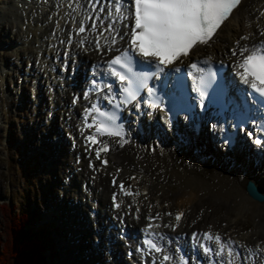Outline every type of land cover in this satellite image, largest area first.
<instances>
[{
	"label": "bare ground",
	"instance_id": "obj_1",
	"mask_svg": "<svg viewBox=\"0 0 264 264\" xmlns=\"http://www.w3.org/2000/svg\"><path fill=\"white\" fill-rule=\"evenodd\" d=\"M86 1L79 0L80 7L75 10L69 0H0V32L3 31V34H0V47L3 48L4 46V49H8L16 55L15 67L17 64H20L21 67L24 66L22 71H18V73L22 72V76L18 78V81L16 79L17 82L14 81V78H11L13 83L15 82V86L17 85L16 88L11 87V89H8L6 74L11 71V68L1 62V85L5 87L6 97L10 99L13 93L18 95L22 91L23 85L31 84L29 80L34 78L36 81L32 80L33 88L32 86L30 88L29 100L34 110L42 104L45 105L46 110H48L46 113L47 118L44 121L45 125L54 121L55 114L60 116L62 113L63 120H66L68 115L72 116L71 121L65 122V125L68 126L67 130L61 131L63 132L61 139H65V141L63 143L59 141L60 134L58 133V140L55 143L56 151L53 154L56 158L54 163L60 167L64 166L62 168L64 171H69V175H67L70 180L69 184L64 185L63 182L61 193L59 192V195H57L61 197L59 204L63 201V193L66 196L69 186L70 188L75 187V185L78 187L79 199L77 202L70 203L72 212H66L69 215L68 218L71 217L72 213H75V209L78 210V214L80 213L81 216L80 224L83 225L82 231L86 233V236H88L86 230L89 229L90 218H96L97 222H93L96 223V226L98 223L99 229L93 230L96 236L93 242L98 240L100 244L102 243V246L105 245L106 250L108 248V251L121 252V247L127 242L125 239L118 237L117 232H120L118 228L116 232L112 227L109 228L117 236V239H112L113 245L110 244V241L105 243L106 241L102 240V236H104L101 229V226H103L102 221L104 223V219H107L113 223L114 219L113 217L110 218V214L115 213L117 216L116 222L120 224L118 227L120 228L123 223L124 229L127 228L130 235L134 233V228L138 227L140 233L144 228L154 227L168 233L172 238V242L177 243L180 242V237L176 233L188 231L190 237L193 236V233L198 236L201 231L207 229L210 225L208 223L213 216L207 210L196 216L193 215L199 202L202 200H209L210 202L223 201L236 215L252 219L255 222L254 225L259 229L254 230L252 234L258 235L264 225V201L257 202L251 197L249 198L244 188L246 182L249 181L264 195V155L262 158L258 157L255 148L248 140H243L242 146L237 143L230 152L226 151L224 146L218 144L216 140L209 143L207 138H205L207 145L203 143V147L200 144L197 145V142H189L185 147L175 145L172 140L177 142V138L173 135V137H167L166 141L161 144L154 141V137H152V132L157 130L156 125L159 114L156 111L152 113L147 111L141 118L145 133L144 140L141 141L135 138L122 145L114 144L108 151V165L106 167L100 165L99 160L93 154V150L85 145L82 138L83 133L79 131L80 112L82 107L96 95L85 91L87 82L83 85H77L76 88L70 86V82L75 81L77 77L76 83L79 81L80 68L78 63H82L83 67L88 68L93 63L97 64L101 58L112 54L114 48L119 47V50L124 48L123 31L125 28L123 25L126 23H115L110 31L105 30L102 35L96 33L92 37H90L89 31L91 28H89L87 34L83 36L87 41L82 48L78 46L76 37L73 35L74 43L69 47L66 45L65 48L70 50L71 54L69 65L73 69L77 67L79 71L77 77L72 79L67 76L68 73H49L54 67L51 59L54 55L58 56L64 49L66 40L69 37L68 34L76 25L74 22L78 16L83 17L87 14L88 9L84 10ZM261 1L264 0H241V4L217 31L213 40L208 45L195 46L189 56L201 62L208 60L209 57L211 59L224 58L228 60L231 63V70L228 71V74H230L228 81L230 84H235L234 77L237 76V71H240L236 65L242 58L239 52L240 48L245 45L251 48L255 43L264 40V35H261L264 32V10L261 12L264 3L260 5ZM258 4L260 7H258ZM102 6L105 12L107 4L104 3ZM110 10L112 12L111 7ZM101 19L102 27L110 25L111 22L108 19L105 17H101ZM4 22L8 25V29L5 27ZM90 33H93V31H90ZM244 36H247L248 39H241ZM113 38L116 41L114 44L112 43ZM97 40L101 45L99 51L96 49L95 41ZM233 51L237 54L233 55ZM73 58L76 59L74 63H72ZM25 61L27 62L26 65H24ZM98 68L93 72H85V75L98 76L100 80L106 82L104 69ZM45 87L48 95L49 90L51 91V97L43 103ZM71 92H74L72 96ZM84 92L86 95L82 96ZM15 98L18 106L21 105V102H25L24 98L21 99L20 103L17 97ZM58 107L61 113H58ZM52 114L53 118L51 119ZM205 117H208V115H205ZM210 121L211 123L205 122L204 126L206 134L212 136L214 131H218V124L217 127L213 128L212 125H216V123L212 119ZM45 125L41 126L45 127ZM65 131L71 133L69 139L66 137L70 134L65 136ZM226 155L229 156L228 159L225 158ZM127 177L129 180L126 179ZM114 180L115 183H113ZM122 181L127 186L135 187L140 195L130 198L121 196L119 183ZM170 183L178 185V189L174 194L176 200H178L177 203H173L172 199L167 198L162 191V186ZM90 192L92 193L89 195ZM88 195L91 200L94 198L95 200L92 201L96 203V207L89 204L90 212L83 209V206L88 204ZM109 195L110 199L114 195L115 198H120L121 205L118 211L111 207L107 210L106 201ZM109 204L111 205L110 201ZM181 204H184L183 208L179 207ZM176 206L179 209L174 210ZM51 207L50 213L52 211L53 213L63 211L61 205L52 204ZM178 211H183L184 216L177 225V229L173 230L171 227L173 214ZM168 213H171V215H168ZM149 217L154 218L153 222L147 220ZM236 220L237 218L234 221L236 222ZM116 222L113 225L117 226ZM227 226L228 228L232 227ZM120 234L125 236V233L121 232ZM108 235L111 236L112 233L109 232ZM78 238L83 239L82 236H77L74 243L78 241ZM234 238L236 244L240 246V255L234 259L233 264H264V254L262 253L264 241L262 242L261 238V241L259 239L251 240L247 234L241 239ZM186 241L190 253H196L195 249L189 247L190 243L187 239ZM96 245L98 246L97 242ZM130 246H133L132 250L134 251L129 258L131 262L141 264V261H146L147 264H154V257L140 259L138 240L130 242ZM74 250L77 253V250L82 251L83 249L79 247ZM98 250H101L100 245L98 247L92 246L90 252L99 255L98 253H101V251L96 252ZM74 252L73 254H75ZM252 253L256 255L251 261L249 255H252ZM91 257L86 264H101L105 259L103 257L102 261L100 260L102 254L93 259ZM118 259V264H130L125 258L118 257ZM105 260H108V257ZM108 264H111L109 260ZM115 264L117 263L115 262Z\"/></svg>",
	"mask_w": 264,
	"mask_h": 264
},
{
	"label": "rangeland",
	"instance_id": "obj_2",
	"mask_svg": "<svg viewBox=\"0 0 264 264\" xmlns=\"http://www.w3.org/2000/svg\"><path fill=\"white\" fill-rule=\"evenodd\" d=\"M262 3H264V1H261L259 4L262 5ZM259 4L258 7H260ZM4 25H6V22H4ZM5 27L8 29V25ZM1 33L3 34V31H1L0 34ZM1 48L2 46L0 47V64L1 62H4L9 68H11V71L6 74L8 78V89H11V87L15 89L17 85L15 86V82L13 83L11 78H14V81H16V79L18 81V78L22 76V72L18 73V71H22L24 66L21 67L20 64H17L15 67L14 64L17 62L16 55L12 54L8 49H4V46L2 49ZM26 63L27 62L25 61L24 65H26ZM80 64L81 67H79V70L83 75V72L86 69L82 67V63ZM69 75L75 77L77 76V73L71 72ZM32 80L35 79L32 78L29 80L31 84L23 85L22 91H20L18 95L13 93L9 99L6 97L5 87H2L1 85L2 74L0 73L1 237L6 238L5 227L7 226L5 216L2 214V210H4L2 207L8 208L11 212H15L17 209H23L27 213L26 216L29 219V228H31L38 237V246L41 248L42 260L38 259V264H86L89 262L91 256L93 259L101 254L102 257L100 260L102 261L103 257H105V259L108 257L110 263L112 261L117 262L118 260L116 259L118 257L126 258L124 253L125 249H123L124 246L121 247V252H115L117 255L114 254L113 251H110L107 254V251H105L106 249L104 248L105 245L102 246V243L98 244V246H101V250L96 251H101V253H98L99 255H96L92 251L90 252L92 246L98 247L96 242L98 243L99 241L97 240L96 242H93L96 237L93 230L99 229L98 223L96 226V223L93 222H97V219L90 218L89 229L86 230L88 236H86V233L82 231L83 225L80 224L81 216L80 213L78 214V210L75 209V213H72L69 218L68 213H66L68 211L72 212L70 203L73 201L77 202L79 199L77 191L78 187L76 185L72 188H70V186L68 187L66 196L65 193H63V201L59 204L61 197H58L57 195H59V192L61 193L60 190L63 188V182L66 178L68 179L67 175H69V171H64V169H62L64 166L60 167L54 163V159L56 160V158L53 154L56 151L55 143L58 140L57 136L60 134L59 141H62V143L65 141V139H61V137H63V132L61 131L64 129L67 130L68 126L65 125V122L69 120L71 121L72 116L70 117V115H68L66 120H63V115L58 107V113H61L60 116L55 114L54 121L51 124L46 123L45 125L44 121L45 118H47L46 113L48 112L45 105L42 104L34 110V108H32L33 105L29 100L30 88L31 86L33 88ZM71 84L73 88H76V82H71L70 85ZM47 92L48 91L45 87L43 92L45 100L43 99V103H45L46 100H49L50 95L47 96ZM73 93L74 92H71V96ZM15 97H17L19 103L23 98L25 99V102H21V105L18 106ZM75 105L76 103L74 106ZM67 113L65 114L67 115ZM37 116L38 118H36ZM41 125H45V127H42ZM64 134H70L68 136L71 137V133L65 131ZM203 143L204 145L207 144L206 142H197V145L200 144V146L203 147ZM225 158L228 159L229 156L226 155ZM126 179L129 180L128 177ZM74 182L76 181L74 180ZM177 189L178 185L176 183L162 186V191L165 193V196L172 199L173 203H177L178 201L174 196ZM89 195L87 198L88 204L83 206V209L86 212H90L89 204H93V207H96V203L89 198ZM52 204L61 205V210L63 211L58 213H53L52 211L51 213L53 214H51L50 209H52ZM106 205L108 210L110 206L109 199H107ZM13 207L14 210H12ZM179 207L183 208L184 204H181ZM196 207L197 208H195V211L193 212L194 216L201 214L204 210H207V212L213 216L208 223L211 225H208V230L217 231L222 235L225 234L240 239L247 234L251 240H260L261 238L262 242L264 241V225L262 226L261 231L258 232V235H253L252 232L257 229L256 225H254L255 222L249 217L236 215L232 209H229L226 202H210L209 200H202L196 205ZM177 209L179 208L176 206L174 210ZM102 215L103 214L101 213V216ZM111 216L114 219L113 223L116 222L117 217L113 216V214H111ZM236 218L237 220L235 222L234 220ZM107 221L109 220L106 219L104 223L102 221L103 226H101V229L104 232L105 241L111 239L110 243L112 244V239L116 238V235L110 231L109 228L113 226V230L116 232L119 223L116 222L118 223L116 226ZM73 223H75V226ZM226 224L232 227L228 228ZM109 232L112 233L111 236L108 235ZM77 236H82L83 241L78 238V241L74 243ZM119 238L123 237L119 235ZM104 239L102 236L103 241ZM105 243H107V241ZM79 247L83 250H77L78 252L75 253L74 249ZM73 252L75 254H73ZM105 259L101 264H108V261Z\"/></svg>",
	"mask_w": 264,
	"mask_h": 264
},
{
	"label": "snow or ice",
	"instance_id": "obj_3",
	"mask_svg": "<svg viewBox=\"0 0 264 264\" xmlns=\"http://www.w3.org/2000/svg\"><path fill=\"white\" fill-rule=\"evenodd\" d=\"M115 6V14L120 19L134 18V24L130 27V46L132 53H138L143 57H154L157 61L158 71L163 72L164 69L159 67L160 65H170L179 60L182 56H188L190 51L197 45H208L217 31L222 27L225 21L228 20L233 11L241 4V0H131V5L127 9L123 8L122 0H113ZM111 15V10L109 11ZM92 27H96L95 24ZM113 26H109L112 28ZM86 31L83 23L79 26V32L84 33ZM264 35V32L261 33ZM241 39H248L247 36L241 37ZM115 38L112 39L114 44ZM81 45L85 42L82 40ZM101 45L99 40L96 42V49L99 51ZM242 57L236 65L237 75L241 82L248 85L254 92L260 96H264V43L259 46H253L249 48L247 45L243 46L239 50ZM237 53L233 51V55ZM211 57L204 61L205 64L209 63ZM108 67L111 69V75L116 76L123 83L128 81V86L122 89L125 94L124 103L135 101L137 99V92L132 89L133 79L135 80L138 88H147L150 97H153L154 92L152 88H149L147 81L149 76L144 73H136L132 69V57L129 51L125 50L120 55L115 56L108 62ZM124 71H117L116 67ZM190 69L203 73L204 70L198 66V63H191ZM176 71H180L179 68ZM125 73L130 74L126 75ZM191 74V73H189ZM209 78H214V74L209 73ZM196 79V77H194ZM95 83V81H93ZM199 83L203 85L205 83L204 75L199 77ZM201 98L200 107L203 109V97L205 92L201 89L199 91ZM158 99V98H157ZM149 106L153 109L159 107L156 99L149 102ZM136 107L139 108L140 104L137 103ZM93 110L99 112V114L106 118L112 126L109 124L101 123V126L97 128V132L101 134H107L109 136L120 137L121 131L117 130L119 126H115L117 117L113 114L100 112L99 108L93 105ZM213 128L217 127L212 125ZM251 135V133H249ZM92 143H96L94 137H89ZM227 142V141H226ZM254 143L261 145L264 143L261 139L257 138ZM108 145L105 143L103 146L96 150V156L98 159L101 157V152H108ZM102 163L107 165L108 161L103 160ZM134 179V178H132ZM115 183V180L113 181ZM120 188L124 191L125 195H140V193L131 191L130 186L126 189L123 183L120 184ZM115 200V195L113 196ZM116 207H119L117 204ZM171 215V213H168ZM159 216V214H157ZM184 216L183 212L175 214V220L179 222ZM193 238L197 236L193 233ZM204 240H215L220 245V252L217 255L222 254L225 248L224 243L221 241L219 235L213 236L209 232L203 233ZM151 249L156 252H161L162 249L151 240H145ZM231 243V242H229ZM204 252L207 254L212 251L206 245H201ZM233 253L232 248H228V254L231 256ZM172 257L168 255L163 256L164 261H168ZM179 264H187L183 259L179 261ZM231 264V261H229Z\"/></svg>",
	"mask_w": 264,
	"mask_h": 264
},
{
	"label": "trees",
	"instance_id": "obj_4",
	"mask_svg": "<svg viewBox=\"0 0 264 264\" xmlns=\"http://www.w3.org/2000/svg\"><path fill=\"white\" fill-rule=\"evenodd\" d=\"M2 208L7 226L6 238L0 235V264H38V259L42 260L41 248L38 237L29 228L27 213L23 209L11 212L6 207Z\"/></svg>",
	"mask_w": 264,
	"mask_h": 264
},
{
	"label": "water",
	"instance_id": "obj_5",
	"mask_svg": "<svg viewBox=\"0 0 264 264\" xmlns=\"http://www.w3.org/2000/svg\"><path fill=\"white\" fill-rule=\"evenodd\" d=\"M245 192L249 197L257 202L264 201V195L261 194L249 181L245 184Z\"/></svg>",
	"mask_w": 264,
	"mask_h": 264
}]
</instances>
